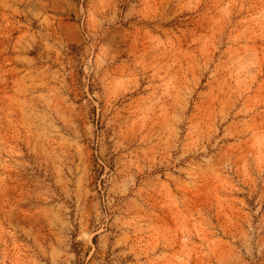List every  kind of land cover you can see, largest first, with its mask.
<instances>
[{
  "label": "rangeland",
  "instance_id": "obj_1",
  "mask_svg": "<svg viewBox=\"0 0 264 264\" xmlns=\"http://www.w3.org/2000/svg\"><path fill=\"white\" fill-rule=\"evenodd\" d=\"M0 264H264V0H0Z\"/></svg>",
  "mask_w": 264,
  "mask_h": 264
}]
</instances>
